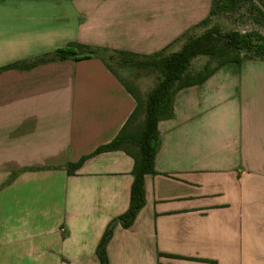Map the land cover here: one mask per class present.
<instances>
[{"label":"crops","instance_id":"1","mask_svg":"<svg viewBox=\"0 0 264 264\" xmlns=\"http://www.w3.org/2000/svg\"><path fill=\"white\" fill-rule=\"evenodd\" d=\"M212 1L0 0V264H99L134 180L122 151L67 171L136 107L101 60L8 66L71 44L152 55ZM173 108L158 126L145 206L130 228L115 225L109 264H264V61L226 64L179 90Z\"/></svg>","mask_w":264,"mask_h":264},{"label":"trees","instance_id":"2","mask_svg":"<svg viewBox=\"0 0 264 264\" xmlns=\"http://www.w3.org/2000/svg\"><path fill=\"white\" fill-rule=\"evenodd\" d=\"M228 13H242L247 19L244 24L251 25L252 29L222 32L215 24L201 35H193L190 30L171 46L152 55L71 44L35 60L8 66L30 69L49 61L97 58L119 78L136 102L135 110L113 141L99 147L77 163L67 165L69 175H73L86 159L101 153L122 151L134 159L130 205L124 214L107 226L96 250L99 264H109L106 246L115 225L130 228L145 206V176L156 174L155 157L161 142L158 126L161 121L173 117L176 93L185 87L203 83L226 64H240L246 60L264 61V0H213L210 15L195 26V29L207 26L214 18ZM180 41H183L180 50L169 51L172 45ZM199 56L216 59L217 65L213 69L205 66L203 71L195 75L189 74L193 59ZM112 64L131 70L137 79L158 73V82L143 97L136 86L127 83L118 75Z\"/></svg>","mask_w":264,"mask_h":264},{"label":"rangeland","instance_id":"3","mask_svg":"<svg viewBox=\"0 0 264 264\" xmlns=\"http://www.w3.org/2000/svg\"><path fill=\"white\" fill-rule=\"evenodd\" d=\"M261 4V1L259 2ZM242 14V13H241ZM236 13L222 14L217 18L211 20V22L204 27L192 29L193 35H201L207 29L212 28L217 24L222 32H230L234 30L238 31H249L252 29L251 25L244 24L247 21L246 17ZM245 14V13H243ZM183 41L176 43L169 51H178L181 49ZM217 65V60L209 58L207 56H199L192 61L189 74L195 75L200 71H203L205 66H208L209 69H213ZM112 66L117 71L118 75L125 80L127 83L136 86L141 93L146 94L156 85L158 82V73H154L150 76L135 78L131 70L126 68H119L117 65L112 64Z\"/></svg>","mask_w":264,"mask_h":264}]
</instances>
